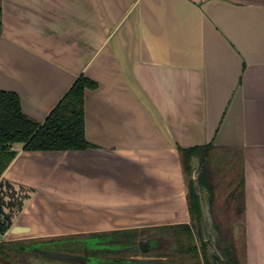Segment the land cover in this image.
<instances>
[{
	"label": "crops",
	"instance_id": "obj_1",
	"mask_svg": "<svg viewBox=\"0 0 264 264\" xmlns=\"http://www.w3.org/2000/svg\"><path fill=\"white\" fill-rule=\"evenodd\" d=\"M0 3V90L27 116L45 121L82 74L98 83L94 147L15 144L0 181L29 197L2 240L189 224L180 149L212 143L238 148L244 264H264V0Z\"/></svg>",
	"mask_w": 264,
	"mask_h": 264
},
{
	"label": "trees",
	"instance_id": "obj_2",
	"mask_svg": "<svg viewBox=\"0 0 264 264\" xmlns=\"http://www.w3.org/2000/svg\"><path fill=\"white\" fill-rule=\"evenodd\" d=\"M1 17L0 5V27ZM97 86L98 83L94 80L84 74L80 75L43 122L24 113L19 95L0 90V178L17 156V151L14 150L15 144H23L26 151H80L94 147L86 136L85 94L87 89H95ZM180 151L183 169L189 175L187 197L191 223L157 228V230L168 232L155 238L158 242L156 253L161 250L163 251L160 252L161 256H165L167 252L164 251L170 247L174 254L187 252L194 256L199 252V247L196 244H186L184 241L186 236L188 240H191L190 242H193L196 238L195 228H197L204 264H243L234 232L223 230L216 213L218 208L234 209L235 218L240 219L245 211L243 168L238 148H220L210 143L204 146L181 148ZM236 168L234 173L239 179L238 184L228 194L224 204H218L216 190L220 183L217 180L222 177V174H230ZM206 206H209L212 214V227L205 217ZM11 225L12 221L0 223V232L5 234ZM143 231L144 229L140 228L113 230L39 243L49 246L58 240H68L73 243L81 241L79 247L84 253L77 255L78 260L83 262L86 259L94 260L91 264H115L114 257L110 256L113 253L126 251L132 253L138 249L149 251V244L147 248L143 245L145 241ZM213 234L217 237L216 243L213 240ZM34 252L48 256L46 251L37 245ZM156 262L158 261L151 260L146 264Z\"/></svg>",
	"mask_w": 264,
	"mask_h": 264
},
{
	"label": "rangeland",
	"instance_id": "obj_3",
	"mask_svg": "<svg viewBox=\"0 0 264 264\" xmlns=\"http://www.w3.org/2000/svg\"><path fill=\"white\" fill-rule=\"evenodd\" d=\"M198 166V163H196ZM216 167V166H215ZM234 169L230 174H222L221 178H219L217 181L219 184V187L216 190V201L218 204H224L228 194L231 192V190L234 189L235 185L238 184L239 179L235 176ZM187 174V189H188V182H189V175ZM1 179V178H0ZM233 182V183H232ZM29 194L25 192L24 189L14 187L9 182H1L0 181V219L2 221H12V215L17 212H20L23 204L25 202V199H28ZM217 207V206H216ZM216 211L217 218L220 221L223 230L225 231H233L236 241V246L238 248L239 256L243 261L244 264V234H243V228L242 226V219L243 216L240 217V219L235 218V211L234 209H220ZM230 217V218H229ZM169 225V224H166ZM239 226V229L241 231L239 239H237L238 234L236 233V229H238L236 226ZM165 226V225H162ZM162 226H156L155 228H159ZM12 227V225H11ZM10 227V228H11ZM150 229V230H146ZM153 228H145L143 231V243H145L147 248V245L149 244V251H144L141 249H138L136 251H133L130 253L129 251H126L125 253H113V255H110L115 258V260L119 261H131L130 264H146L147 262L151 260H157L156 263H148V264H204V258L201 252V239L200 236L197 234V228H195V234L196 238L193 240V242H190L191 240H188L185 236V243L186 244H196L199 247V252L196 253L194 256L191 254L186 253H180V254H174L173 249L168 248L165 256H161L160 252H163L161 250L156 253L158 249L157 240L156 237L163 236L166 234L165 230H156ZM89 234V233H88ZM88 234H69L64 235L60 237H56L53 239H60L70 236H85ZM91 234V233H90ZM49 239V240H53ZM41 242V239H27V240H21V239H5L2 240V237L0 236V264H91L94 260L86 259L85 262L78 259H62L57 257H49L45 255H38L35 254L34 249L36 248V245L43 249V251H54V252H60V253H68V254H74L79 255L84 253L81 251V241L80 243H73L71 241H60L50 244L49 246L47 244L39 243ZM118 257V258H117ZM124 260H120V259ZM132 259V260H131ZM165 259V260H164ZM140 262V263H139Z\"/></svg>",
	"mask_w": 264,
	"mask_h": 264
},
{
	"label": "water",
	"instance_id": "obj_4",
	"mask_svg": "<svg viewBox=\"0 0 264 264\" xmlns=\"http://www.w3.org/2000/svg\"><path fill=\"white\" fill-rule=\"evenodd\" d=\"M205 217L207 219V221L209 222L210 227H212V214L210 212V208L209 206L205 207ZM29 228L28 227H22V226H14L12 228V232L13 233H19V232H24V231H28ZM212 232V230L210 231ZM205 233V232H204ZM214 242H217V237L215 234L212 235ZM205 239L207 240L208 237L206 236ZM216 248H219L218 246H216ZM221 252V251H220ZM46 254L48 256L51 257H57V258H62V259H77V255L74 254H68V253H60V252H54V251H47Z\"/></svg>",
	"mask_w": 264,
	"mask_h": 264
},
{
	"label": "flooded vegetation",
	"instance_id": "obj_5",
	"mask_svg": "<svg viewBox=\"0 0 264 264\" xmlns=\"http://www.w3.org/2000/svg\"><path fill=\"white\" fill-rule=\"evenodd\" d=\"M143 245H145V243H143ZM120 260H124V259H120ZM113 261L115 262V264H130V263H132L131 261H119V260H115V258H113Z\"/></svg>",
	"mask_w": 264,
	"mask_h": 264
},
{
	"label": "built area",
	"instance_id": "obj_6",
	"mask_svg": "<svg viewBox=\"0 0 264 264\" xmlns=\"http://www.w3.org/2000/svg\"><path fill=\"white\" fill-rule=\"evenodd\" d=\"M4 221H2L1 219H0V223H3ZM4 234L3 233H1L0 232V236L2 237Z\"/></svg>",
	"mask_w": 264,
	"mask_h": 264
}]
</instances>
